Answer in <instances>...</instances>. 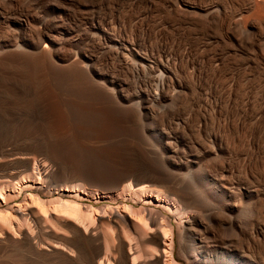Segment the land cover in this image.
<instances>
[{
	"label": "bare ground",
	"instance_id": "6f19581e",
	"mask_svg": "<svg viewBox=\"0 0 264 264\" xmlns=\"http://www.w3.org/2000/svg\"><path fill=\"white\" fill-rule=\"evenodd\" d=\"M43 10H51L48 19L38 16ZM74 41L83 43L77 52L73 51ZM104 51L116 63L112 62L108 70L119 78L128 67L139 72L146 68L155 74L154 84L133 96L143 109L149 99L174 102L175 97L182 104L173 118L179 122L181 134L189 137V164L227 200L252 194L255 203L251 211L256 220L248 224L249 231H243L241 223L233 218L241 211L240 206H233L235 203L206 209L207 214L191 213L182 217L178 207L172 208L154 195L161 194L156 189L139 186L145 180H135L134 187L128 182L123 185L135 175L131 171H112L100 179H88V173L79 172L69 182L83 181L90 188L106 191L122 186L120 193L124 198L128 196L143 206L136 209L133 205H119L121 208L115 210L107 207L111 211L107 215L97 214L95 224L92 215L83 216L86 210L82 213L84 209L76 202H61L59 198L52 207L50 204L54 201H48L53 210H46V216L44 202L45 207L41 199L40 203L39 198L31 200L33 197L29 196V202L25 199L23 207L20 204L0 211V224H6V227L2 224L5 228L1 230L0 247L25 245L35 256L58 259L64 264H177L173 258L169 219L161 212L146 208L147 205L164 209L175 217L180 229L178 250L185 256L193 253L211 258L210 250L224 244L223 233L221 236L217 233L226 226L241 240L264 241V0H36L35 4L31 0H0V99L6 102L9 92H18L29 98V109L37 113L35 92H57L59 103L64 107L57 117L62 118L68 128L47 143L51 154L109 157V151L102 146H80L75 142V138L89 134L77 125L102 128V112L82 109L80 100L91 97L93 103L111 105L106 93L109 90L99 82L107 81L102 72ZM111 79L121 101L129 102L131 97L122 93V81ZM113 112L121 119L137 121L136 111L129 112L122 107ZM141 155L147 161L157 158L154 150H145ZM32 166L31 160L25 159L16 175L24 173L27 179H32L36 173ZM46 171L48 168L39 175L47 177ZM16 175L5 172L2 176L10 182ZM31 181L21 182L22 188L35 185L36 181L34 184ZM161 181L149 179L148 183L162 186ZM240 186L243 188H235ZM61 188V195L80 192L92 197L111 196L75 183ZM168 193L179 200L182 211L191 208L188 201L201 204L195 197L174 191ZM2 194L0 191V204L4 199ZM200 194V197L209 196L205 190ZM34 203L41 206H36L40 208L36 210L42 209V214L35 211ZM60 210L63 217L70 216L75 221L61 217ZM76 220L88 225L82 226L83 223L80 225ZM16 221L29 223L35 233L30 234L29 229L22 231L17 226L21 229L20 237L17 232L13 236L14 231H8L7 225L13 222L17 225ZM23 223L19 226L23 227ZM142 226L147 230H143L145 236H141ZM56 229L69 233L67 239L76 247L77 257L67 250L64 253L60 245L47 242L42 245L41 235L45 233L58 238ZM128 240L133 241L135 247H131ZM147 245L154 249L149 257L141 249ZM104 250L115 256L111 257ZM80 257L84 258L83 263Z\"/></svg>",
	"mask_w": 264,
	"mask_h": 264
},
{
	"label": "rangeland",
	"instance_id": "374dc122",
	"mask_svg": "<svg viewBox=\"0 0 264 264\" xmlns=\"http://www.w3.org/2000/svg\"><path fill=\"white\" fill-rule=\"evenodd\" d=\"M35 1L36 0H31V3L35 4ZM38 16L42 20L48 19L51 16V10L40 11ZM81 44L83 43L74 41L73 51L77 52V48H79ZM103 53L104 54H102V66L104 67V70H102V72H103V76L107 78V81L99 80V82L102 83V87L109 90V92L106 93L109 95V102L111 103V105L108 104L98 105L96 103H93L94 100L91 97H88V99L80 100L82 105H80L79 107H81L82 109L84 110L98 109L102 112L103 115L101 120L102 128L98 129L96 127H84L77 125L78 126V127L76 126L77 128L82 129L89 134L84 137L75 138V142L78 143L77 145L80 146H102L109 151L110 153L109 157H107L106 159H102V157L100 156L79 158L73 155L72 153H65L61 155L51 154L48 151L47 143L51 139H53L58 133L65 131L68 128V124L62 118L57 117L59 116V114L61 115L62 109H64V107L59 103L57 92H35V97L37 100V104L39 106V112L37 113L29 109L28 107L29 98L23 96V94H20L18 92H9V98L6 102L0 99V191L1 193H3L2 195L4 198L2 199V202L0 204V211H4L5 209L14 206H18V205L20 206V204H21L20 207H23L26 202H29L28 199L30 197H33L31 198V200L36 197L39 198L38 200L40 201V203L42 200V206H44L43 205L44 202L45 206L48 207L45 208L44 211L45 213L43 212L44 214H46V210L47 212H49L48 209L55 207L54 200H57L56 202H58L59 201L58 199L61 198L60 199L61 202L65 200L73 203L76 202L78 206L80 204L81 210L84 209L83 212L81 210L80 211L84 213L86 210L87 213V214L84 213L83 216L85 217V215L88 214L92 215V218L91 216L90 218L93 220V223L96 224L98 216L107 215V212L111 211L109 208H108L109 210H107L106 209L107 207H110L111 209L114 208L113 210H115L117 208H121V206L123 207V205H133L136 209H139L143 205L139 202H135L133 199L129 198L128 196H125L124 198L123 193H120L122 186L114 190L106 191V190H102L101 188H90L83 181H76L71 183L69 182V179L79 172L88 173V179H100L105 177L108 173L112 171H119V172L131 171L135 173V175L131 179L126 181L123 185L127 184L128 182L131 183L132 186L134 187L135 180H145L146 182L140 183L139 186L147 187V189H151V187L154 190L156 189L161 194H154V195L158 196L159 199L168 206L172 208L175 206L178 207V210H180L181 212L180 215L182 217H185L191 213L203 214L205 213L206 209L232 206L235 203L233 206L235 207L240 206L238 208H240L241 211H238L233 218L241 223V229L243 231H249L248 224L253 220H256L254 213H252L251 211L255 203L254 202L255 198L253 197V195L252 194L245 196L243 195L238 197V200L237 198L231 201L227 200L226 198H224V196L218 194L212 188L211 185L207 184V182H205L199 176V173L196 172L197 170L196 167H192L189 164L190 153L187 150L189 144L188 142L189 137L181 134L180 128L179 126H177L179 125L178 124L179 122L173 118V116L176 113H178V111L181 110L182 104L176 101L177 99L175 97H173L174 102H162V101L149 99L147 104L148 108L146 107L145 109H143L142 106L139 104V100L134 99L133 96L138 94V91L146 90L148 88L147 85H153L154 83L152 78H155V74H153L150 70L146 68H143V70L139 72L131 67H128L129 68L128 71L125 74L121 75L119 78L116 73L114 72L111 73V71L108 70L110 64L113 62L111 59L112 56L109 55L107 51H104ZM113 63L116 64L115 62ZM112 77L122 81L123 83L122 88L124 90L122 93L126 96L131 97L129 99L130 100L129 102L123 103L121 101L118 92H116L115 89L116 84L111 79ZM73 100L78 101L77 98H73ZM122 107L123 109L129 112H134V111L137 112L138 117L136 118L137 121L135 123H132L128 118L121 119L117 115L113 114L114 113L113 111L116 112L117 110H122ZM193 108L194 107H192V109ZM140 119L142 120L140 121ZM113 125H115L116 128ZM145 150L146 151L154 150L157 154L156 155L157 158L150 159V161L145 160L141 155V153H143ZM25 159H30L31 166L33 165L32 168H35L34 173L35 172L36 173L33 174L32 179L31 178L27 179L26 174L24 173L16 175L21 171V165ZM47 168L48 171L46 172H48V176L42 178L39 175V173L47 170ZM5 172L15 173L16 178H14V180L12 181L10 180L9 182L6 177L2 176L5 174ZM23 176L25 177V179ZM161 177L163 178V180ZM39 179L42 180L40 181ZM149 179L152 182L162 180L161 181L162 186L150 185L148 183ZM25 180H30V181L32 180L31 182H33V184L34 181L36 182L35 185H30V187H26L27 189L26 188L23 189L22 188L23 183L21 184V182ZM18 181L20 182L18 183ZM74 183L75 185L81 184L82 187L85 186V188L90 191H97L98 193H102L103 195H111V196L107 198L92 197L90 195L88 196L82 195L80 192L76 193L78 195L66 194V193H64V195H61L62 194L60 192L61 187H62L61 189L70 187L72 186V184L74 185ZM235 188L241 189L243 187L240 186ZM51 189H53V191ZM3 190H5V192ZM12 190L15 192H13ZM203 190H205L207 194H209L208 196L209 198L205 196L200 197L201 195L200 193ZM168 191L181 193L187 197H195L199 199V203L201 204L198 205L197 203L194 204V202L188 201L186 203L189 206H191V208L182 211L183 209L182 204L175 196L170 195ZM116 192L119 194L116 195ZM76 196H78L79 199L78 197L74 198ZM25 199L27 200L26 202L24 201ZM48 201L49 202L54 201L53 204L50 202L51 203L50 205H52V207H50V205L47 204ZM240 202L242 204V207ZM84 205H86V207H84ZM36 206H39V204L34 205V207ZM39 207L41 208V206ZM39 207H36L34 209L35 211H37L38 214H42L40 213V211L41 212L43 211L42 209L39 210V212L38 210H36L37 208L40 209ZM145 207L155 212H161L164 216H167V218L169 219V223L172 226V234H173L172 235L173 244H174L173 258L177 264H264V241L259 240L260 242H257L258 239H253L252 241L241 240L237 236L238 234H236V232L235 233L230 232L231 231L229 229L231 228L230 226L224 227L222 231L217 233V235L219 236H221V234L223 233L221 237L224 238L225 241L224 244L219 245L217 249L210 250L211 253H209L210 254L209 256L211 258L209 259L201 258L200 256L198 255L196 256L193 253H188L186 256L180 254L178 250L180 229L176 223L175 217L171 216L170 213H168L164 209L156 208L151 205L149 206L147 205ZM94 209L96 211H94ZM51 210H53V208L50 209V211ZM98 211L100 213H98ZM57 213L59 212L57 211ZM90 213H93L95 215ZM60 214L61 215L63 214L61 210H60ZM61 217H63V215ZM63 218L71 220L72 217L69 216V218H66L65 216ZM47 220L48 219H46V221ZM72 220L75 221V218L74 219L72 218ZM83 220H85V218ZM83 220H76V222L78 223L80 221L79 224L81 225L83 223ZM87 220L85 221L88 223L89 220L88 221ZM22 223L23 222H18L17 225L15 224V222H13V224L10 225L8 224L7 225L9 227L8 231L10 232L14 231L12 232L13 236L17 234V236L20 237L19 236L20 234L18 233L21 229L18 230L17 229L18 226L19 228H22V231L27 232L29 229V231L31 232L30 234L35 233V231H32L34 229L33 227H31V225H29V223H26L29 226L26 225L25 222L23 223V227H24L23 230V227H20L21 225L19 226V224ZM85 223H83L82 226L88 225L87 223L85 225ZM210 223L211 222L209 221V225H211ZM2 224H0V234L3 233L1 230H3V228L6 227V224H3L5 225V227L4 226L2 227ZM24 225L28 227H25ZM46 225H50V222L49 224H47L46 222ZM142 228L143 229L140 230L141 234L143 233L141 236H145L146 233L143 232V230L147 232V230L145 229L146 227L142 226ZM56 232L59 235L57 239H53V237L50 234L45 233L41 235V238L43 239L42 245L43 246L47 244H56L57 246L60 245L59 247L61 249L62 248L65 249V250L63 249L64 253H66L67 250L68 252L74 254L77 257L78 251L76 247L72 243H70L69 240L67 239L68 236H70L69 233L63 230H57ZM1 236H3V234ZM111 241L109 243L113 242ZM129 243L131 247H135V243L133 241H130ZM148 247L150 248L149 250ZM141 249L147 254L146 257H149L150 255L154 254L153 251H151L154 250L152 245L141 247ZM107 253L109 255L111 254L109 252ZM31 255L33 257H30ZM110 256L114 257L115 255L113 256L112 254ZM80 262L81 263L84 262L83 257H80ZM62 263L63 262H61L58 259H44L35 256L30 252V250L25 245L15 244L13 246H5L2 248L0 247V264H62Z\"/></svg>",
	"mask_w": 264,
	"mask_h": 264
}]
</instances>
